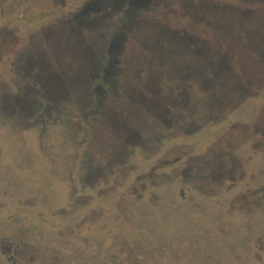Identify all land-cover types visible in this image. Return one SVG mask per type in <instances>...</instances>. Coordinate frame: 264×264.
I'll use <instances>...</instances> for the list:
<instances>
[{
	"label": "rangeland",
	"instance_id": "1",
	"mask_svg": "<svg viewBox=\"0 0 264 264\" xmlns=\"http://www.w3.org/2000/svg\"><path fill=\"white\" fill-rule=\"evenodd\" d=\"M117 2L0 0V264H264V0H146L123 22ZM110 30L117 80L88 115L79 81ZM61 71L78 82L48 115L39 90ZM188 116L211 124L181 149L186 186L153 148Z\"/></svg>",
	"mask_w": 264,
	"mask_h": 264
},
{
	"label": "flooded vegetation",
	"instance_id": "2",
	"mask_svg": "<svg viewBox=\"0 0 264 264\" xmlns=\"http://www.w3.org/2000/svg\"><path fill=\"white\" fill-rule=\"evenodd\" d=\"M144 1H146V0H119V2H117V4H116V5H118L117 7H115L113 5L111 7V10H112L111 13H112V15L114 14V17H113L114 20H120L121 22L125 21L126 16L129 12L128 10H132L134 7H142ZM87 6H88V3L84 2L83 4H81L80 7L86 8L85 12H87L88 10L92 9L90 6L89 7H87ZM67 16H68V14H67ZM71 16L75 17V14L71 15ZM66 17L64 15H61V17H59V19H57V21H55L54 23H56V22L63 23L64 22L63 20H65ZM51 22H53V21H51ZM113 27H114V25H113ZM111 30H112V27H111ZM111 30L108 31V37H109L107 39V41H109L108 50L105 53H102V60L99 63V65L101 66V69L95 73H92V74L86 76V77L82 76V79H80V76H79V79H80L79 82H82L83 84H87V86H91L90 93H91L92 102L94 104H93V108L89 109L88 115L94 116V115L100 114L101 105L109 96L106 94H108L107 92H109V89L111 88V86H113L116 83V80H117L116 79L117 74L115 73L116 70H115L114 65L116 64V61H118V63L119 62L121 63V61L114 59L116 51H115L114 47H111L112 41H113L112 37L114 35V31H113V33H111ZM113 30H115V27L113 28ZM111 34H113V35H111ZM15 45H16V43H14L13 41L8 42V39H5V40H2L1 46H3L2 49L8 48L13 54H16L17 52H15V49H14ZM111 48H112L113 54L110 52ZM129 50L130 49H127L128 52H129ZM141 53L142 52H140V54ZM18 54L21 55V56L17 57V60L19 62L27 59V56L23 52H18ZM120 54H121V52L119 53V55ZM96 62H97V59H96ZM34 69H35L34 71L32 69L33 73L31 72L32 75L34 76V78H33V80H29L31 90L33 89L32 92L34 90H38L39 84H40L39 80L35 77L36 72H38V71H36L37 67L36 68L34 67ZM61 72H63V73L62 74L60 73V75H54L53 76V74H52L44 80V82L47 81L45 88L49 87L48 90L47 89L45 90L46 92H44V91L41 92L39 90L40 94L38 97L43 98L42 100L45 101V104H43V109H42L43 113H45V114L49 115V112L52 111V109L58 110V107H56L55 104H61V103L68 102V100H72V97H70L71 94L69 95V93L67 92V87L69 85H72L75 82H78V81L72 75L70 77H68L66 74L67 72H65V71H61ZM118 77H119V75H118ZM152 82L155 85H157V81L149 80V83H152ZM118 83H120V84L124 83V85L127 86V83L125 81L123 82L121 78L119 79ZM53 86H60V87L62 86L63 89H61V88L59 90L56 88L52 89L51 87H53ZM153 87L154 86H150V88H153ZM160 87H161V85H160ZM157 92H159L158 88H157ZM34 95H35V93H34ZM109 98H110V96H109ZM99 109H100V111H99ZM130 109H131V106L128 107V110H130ZM172 112L173 111L171 110V113ZM160 115H161V113H160ZM185 117L176 118V120H175L176 122H174V123L170 122V119H168L169 117L166 118L167 121H169L164 126V129H165V127H167V129H165V130H167V132L162 133V134L159 133V134L155 135V136H157L156 140L158 141L159 146L154 147L153 151L156 152L155 156H158L159 152L166 154V156H164L165 158L160 159L161 158L160 157V158L155 159L154 160L155 165H157L158 167H161V168L174 167L176 171H175V174H173V179L179 180V177L177 179L176 176L182 173L183 178H188V180H187L188 182H186V186H189L190 180H193L195 177L200 178V175L197 174V172H194L193 175H190L189 177L186 175L188 172V170H186V168H188L190 158L185 157V154L183 153V150H181V149L184 148L185 145H187L186 143L184 144V142H188V141L192 142V141H196V140L199 141L200 133L202 132V130H204V128H206L208 126V124H211L210 123L211 121L209 120L210 118H208L207 120L206 119H204V120L198 119L199 122H195V120H193L192 118H189V116H188L186 118L187 122H185L186 121ZM191 120L193 122H191ZM225 122L223 123V125H221V127L224 130H228L229 127L224 126ZM229 122H227L225 125L228 126ZM171 137H176L174 139L175 142H174V140H170ZM176 140H180L182 142V144L178 145L176 143ZM190 146H193V145H189V148L192 149ZM209 148L211 149V145L207 146V149H209ZM166 150H168V151H166ZM139 158L143 159L142 156H139ZM223 160L224 159L222 158L221 154H219V156H217V158L216 157L214 158L213 162L216 165H221ZM158 162L160 164H158ZM209 162H211V160H209ZM146 166H147V164L145 165V167ZM189 171H191V170H189ZM220 173L221 174H219V172H217L216 176L213 177L216 179L214 182H216V185L218 187V191L220 192V193H216V194H218L217 196H219L221 194V192H224V193H231L232 192L228 188H226V186H225V183H226V181H225L226 175L225 174H227V172H224V173L220 172ZM168 178H170V177H168ZM197 180H199V179H197ZM230 180H232V179H230ZM231 190H236V188L231 187ZM180 195H181L182 199L186 200L187 197H186V192H185L184 187L180 188Z\"/></svg>",
	"mask_w": 264,
	"mask_h": 264
}]
</instances>
